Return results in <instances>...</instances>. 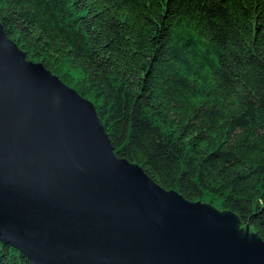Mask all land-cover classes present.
I'll return each mask as SVG.
<instances>
[{
	"label": "trees",
	"instance_id": "16d2710c",
	"mask_svg": "<svg viewBox=\"0 0 264 264\" xmlns=\"http://www.w3.org/2000/svg\"><path fill=\"white\" fill-rule=\"evenodd\" d=\"M0 22L118 157L264 241V0H0ZM0 264L32 263L0 242Z\"/></svg>",
	"mask_w": 264,
	"mask_h": 264
},
{
	"label": "water",
	"instance_id": "95a60500",
	"mask_svg": "<svg viewBox=\"0 0 264 264\" xmlns=\"http://www.w3.org/2000/svg\"><path fill=\"white\" fill-rule=\"evenodd\" d=\"M0 242L32 264H264L238 215L118 157L94 104L1 22Z\"/></svg>",
	"mask_w": 264,
	"mask_h": 264
}]
</instances>
